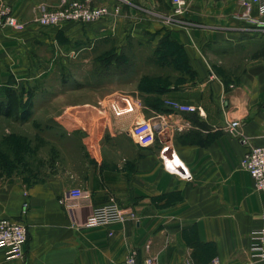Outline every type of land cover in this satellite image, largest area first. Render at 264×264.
I'll return each mask as SVG.
<instances>
[{
	"label": "crops",
	"instance_id": "crops-1",
	"mask_svg": "<svg viewBox=\"0 0 264 264\" xmlns=\"http://www.w3.org/2000/svg\"><path fill=\"white\" fill-rule=\"evenodd\" d=\"M71 1L0 0L29 24L23 32L0 29V88L26 68L35 39L49 40L39 31L85 41L109 27L150 42L143 47L146 61L160 73L142 78L159 77L161 88L138 90L131 99L115 94L101 113L91 111L93 120L105 119L94 129L105 134L98 147L61 144L39 180H0V219L21 220L28 229L24 257L7 260L0 250V264H125L131 252L138 253L139 264L149 257L157 264H210L216 257L221 264H264L249 253L251 233L264 224V192L241 167L249 146L264 145V27L240 19L242 0H186L180 15L172 0H105L121 6L115 20L61 28L34 24L38 6ZM252 17L264 22L256 8ZM167 100L201 113L174 110ZM154 119L167 131L143 146L132 128ZM234 121L241 127L231 132ZM166 146L191 179L165 167ZM76 188L90 198L72 199ZM113 201L135 218L95 225L94 209Z\"/></svg>",
	"mask_w": 264,
	"mask_h": 264
},
{
	"label": "rangeland",
	"instance_id": "rangeland-1",
	"mask_svg": "<svg viewBox=\"0 0 264 264\" xmlns=\"http://www.w3.org/2000/svg\"><path fill=\"white\" fill-rule=\"evenodd\" d=\"M101 2L97 5L120 6ZM100 32L97 38L70 41L61 32L39 31L49 40L35 39L26 52V68L17 77L12 74L0 88V97L13 88L22 104L32 102L27 122L0 116L1 181L30 184L39 180L61 144L82 141L86 147H98L105 134L94 129L103 127L105 119L93 120L91 111L101 113L100 107L105 109L112 95L131 99L138 90L146 92L144 74L160 73L146 61L148 49L143 47L150 42L119 35L110 27Z\"/></svg>",
	"mask_w": 264,
	"mask_h": 264
},
{
	"label": "built area",
	"instance_id": "built-area-1",
	"mask_svg": "<svg viewBox=\"0 0 264 264\" xmlns=\"http://www.w3.org/2000/svg\"><path fill=\"white\" fill-rule=\"evenodd\" d=\"M101 0H74L64 2L61 6L50 8L47 5H40L36 9L34 24L41 27L61 28L66 24L78 23L88 25L107 19H116L121 7L97 5ZM175 5V13L183 14L187 6L186 0H172ZM244 12L240 19L253 22L258 27H264L263 21H257L252 17L254 8L258 10L260 16L264 17V0H242ZM29 24L19 20L13 13L10 6L0 2V29L8 28L16 32H23ZM166 104L174 110L188 113L200 112L198 107L186 105L176 100H167ZM264 124V121H263ZM241 127L239 121L230 124V131L234 132ZM167 131V125L161 120H146L138 122L132 128L131 135L141 145L146 146L154 142L157 137H161ZM246 144L244 138L240 139ZM161 157L165 167L171 172L178 173L185 179H191L188 169L175 157L170 146H166L161 151ZM241 167L252 177L257 190L264 192V145L249 146L241 161ZM72 199L88 200L89 194L80 188L71 190ZM27 205L24 206V213ZM135 213L123 212L116 202L96 208L93 211V221L97 226H107L112 223H120L128 218H135ZM28 241L27 226L21 220L0 219V250H4L7 260H17L24 257V247ZM249 253L254 260H264V224L261 228L255 229L251 233ZM125 264H139L138 253L131 252ZM144 264H157L155 257H149ZM176 264H195L191 259ZM210 264H221L218 257L212 259Z\"/></svg>",
	"mask_w": 264,
	"mask_h": 264
},
{
	"label": "trees",
	"instance_id": "trees-1",
	"mask_svg": "<svg viewBox=\"0 0 264 264\" xmlns=\"http://www.w3.org/2000/svg\"><path fill=\"white\" fill-rule=\"evenodd\" d=\"M162 44H166V43L163 42L161 43V45ZM159 48L158 50H156L157 51L156 53H158ZM262 56L264 58V51ZM184 68H185L184 69L185 73H190L187 62L184 63ZM159 81H160L159 77H156L155 79L149 78L148 80L143 79L142 85H144V90L149 92L161 88L158 84ZM31 115H32V102H27L25 104H22L16 89L7 88L5 90V93L2 95V97H0V116L14 118V119L19 118L22 122L24 121L27 122L31 118Z\"/></svg>",
	"mask_w": 264,
	"mask_h": 264
}]
</instances>
